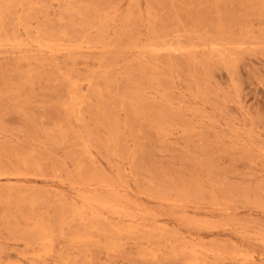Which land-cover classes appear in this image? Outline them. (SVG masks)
<instances>
[{"label":"rangeland","instance_id":"rangeland-1","mask_svg":"<svg viewBox=\"0 0 264 264\" xmlns=\"http://www.w3.org/2000/svg\"><path fill=\"white\" fill-rule=\"evenodd\" d=\"M0 264H264V0H0Z\"/></svg>","mask_w":264,"mask_h":264}]
</instances>
